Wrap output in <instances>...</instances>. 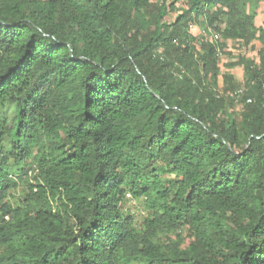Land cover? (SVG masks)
<instances>
[{
    "label": "trees",
    "instance_id": "obj_1",
    "mask_svg": "<svg viewBox=\"0 0 264 264\" xmlns=\"http://www.w3.org/2000/svg\"><path fill=\"white\" fill-rule=\"evenodd\" d=\"M262 1L0 0V264H264Z\"/></svg>",
    "mask_w": 264,
    "mask_h": 264
},
{
    "label": "rangeland",
    "instance_id": "obj_2",
    "mask_svg": "<svg viewBox=\"0 0 264 264\" xmlns=\"http://www.w3.org/2000/svg\"><path fill=\"white\" fill-rule=\"evenodd\" d=\"M185 7L186 6L183 1L178 2L177 9L175 10V12L169 14L170 20L173 21L175 17L179 13H181ZM256 13H257L256 16L257 26L262 28V30H264V1L260 2ZM206 26H207L206 22L203 19L199 18L198 23H195L191 26V33H193L196 36H200L201 33L203 32V29H205L204 27ZM220 41L226 43L227 53H224L219 59V66L221 72L219 74L217 89L221 92H225L224 88L225 85H227L226 81H224L226 77L225 74L232 75L233 81L236 84H238L241 88H243L244 87L243 82L245 80V70L243 66L240 65L229 66V65L231 62L233 61L235 62L238 59V56L242 54L254 59L255 61H258L259 60L258 49L261 47V43L256 40L255 42H253L252 45H246L243 41L240 40L223 39L221 37H220ZM27 165H29V168H27V170H29L30 167H32L33 169L34 161L32 158H30L27 161ZM32 169H30L29 171H31ZM31 175H34V171L32 172ZM27 189H28L27 185H23V184L20 185L19 188L10 195V200H12L15 204L19 203L20 201H22V197L24 193L27 192ZM122 210L126 215H131L134 218L135 224L138 227H142L145 218L151 213V211L147 208L145 204L144 198L134 199L132 197H128L127 199H125V201L122 204ZM170 240H175V241L183 240L185 242H188L190 240V233L188 227L184 226L175 233L162 235L158 239V242L167 243Z\"/></svg>",
    "mask_w": 264,
    "mask_h": 264
},
{
    "label": "built area",
    "instance_id": "obj_3",
    "mask_svg": "<svg viewBox=\"0 0 264 264\" xmlns=\"http://www.w3.org/2000/svg\"><path fill=\"white\" fill-rule=\"evenodd\" d=\"M218 38H220V33L218 31H214L212 29H209V30L203 29V32L201 33L199 37V44H201L202 42H206V41L212 42V41L217 40ZM261 89L264 94V83L262 84Z\"/></svg>",
    "mask_w": 264,
    "mask_h": 264
}]
</instances>
